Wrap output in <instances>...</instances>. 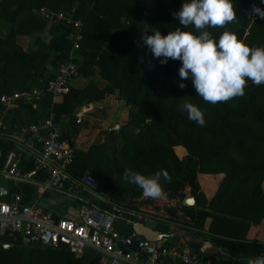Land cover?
Returning <instances> with one entry per match:
<instances>
[{
    "label": "trees",
    "instance_id": "16d2710c",
    "mask_svg": "<svg viewBox=\"0 0 264 264\" xmlns=\"http://www.w3.org/2000/svg\"><path fill=\"white\" fill-rule=\"evenodd\" d=\"M181 5L182 0H0V96L16 90L40 91L27 103L20 100L8 115L12 118L5 117V122L10 125L36 122L52 108L58 120L67 119L72 125L70 131L63 129V136L74 146L72 136L78 131L75 109L92 103L94 108L89 113L99 112L97 117H107V111L99 106L107 96L114 95L128 108V119L118 131L107 132L109 137L103 142L97 141L86 151L76 149L69 172L75 177L90 174L103 191H108L109 199L119 203L126 199L127 193L135 197L141 189L123 177L118 185L114 184L115 171L124 176L126 168L145 175L166 170L171 179L161 180L173 188L168 197L176 198L188 185L196 205L201 204L199 209L183 208L193 220L196 229L191 231L193 235L204 237L202 230L208 217L227 219L234 227L246 231L264 220V84L257 86L248 81L243 96L216 104L195 94L190 78L184 81L186 87L180 88L182 62L169 59L161 64L141 37L145 27L160 29L165 35L183 28L173 16ZM254 5L264 8L261 0H235L236 19L209 31L219 39L228 30L250 46H264V19L251 12ZM41 9L74 10L73 18L83 22L78 50L72 48V25L64 22H53L49 28L51 40L44 42L39 38L33 51L18 44L19 35L45 29L47 20L37 13ZM71 56H75L74 62L79 65L78 76L88 83L82 88L71 85L68 93L54 96L48 83L56 77L60 64ZM95 76L105 84L94 80ZM185 101L203 110L206 121L203 126L181 111ZM136 129L140 130L138 135ZM110 138L119 140L118 144H110ZM108 161L112 164H107ZM199 174L218 177L211 201L201 192ZM176 176L182 180L174 179ZM24 187L28 192L35 188L28 184ZM81 194L84 196L86 191ZM218 199L220 207L213 203ZM88 205L111 208L109 203L95 199ZM168 211L174 215L172 209ZM117 228L124 235L133 231L132 225L122 223H117ZM159 229L167 230V226ZM232 235L239 241L211 240L236 258L251 259L264 253L261 241L248 242L244 235ZM173 239L178 237L175 235ZM188 244L199 252V245ZM0 264L101 263L99 255L91 252L76 256L66 248L16 242L8 248L0 243Z\"/></svg>",
    "mask_w": 264,
    "mask_h": 264
},
{
    "label": "built area",
    "instance_id": "2783aa9c",
    "mask_svg": "<svg viewBox=\"0 0 264 264\" xmlns=\"http://www.w3.org/2000/svg\"><path fill=\"white\" fill-rule=\"evenodd\" d=\"M73 12H52L47 9L37 13L47 24L64 22L72 25L70 35L72 48L78 50L82 38L83 22L73 18ZM254 18V15L252 16ZM75 56L60 64L56 77L49 81L48 90L54 95L70 91L72 80L78 76ZM40 91H14L0 96V178L11 182V189L0 197V243L12 246L16 242L25 245L38 244L43 247L66 248L76 256L86 252L99 255L101 264H214L210 255L196 252L183 238L173 239L166 235L157 241L142 238L141 246L133 249L126 245L136 233L124 235L117 223L134 225L148 224L159 215L144 210L137 204L113 203L111 209L94 205L67 206L61 212L41 209L40 196L26 199L17 191L19 184L37 186L43 195L70 192L78 186H94V178L86 173L74 177L69 167L75 159L76 149L63 136L62 122L50 109L47 116L36 122L10 125L5 122L18 102L31 101ZM94 108L92 103L77 107L75 122L81 123L85 114ZM118 124L109 130H119ZM31 162L30 168L27 164ZM8 239L2 242L1 239Z\"/></svg>",
    "mask_w": 264,
    "mask_h": 264
},
{
    "label": "clouds",
    "instance_id": "9594fccd",
    "mask_svg": "<svg viewBox=\"0 0 264 264\" xmlns=\"http://www.w3.org/2000/svg\"><path fill=\"white\" fill-rule=\"evenodd\" d=\"M234 4L235 0H182L173 16L183 28L166 35L160 29L143 28L141 39L154 58L161 64L169 59L182 62L178 86L185 88L184 81L190 78L195 94L211 104L243 96L248 81L257 86L264 84V46H250L228 30L219 39L209 31L236 19ZM251 12L264 19V8L254 5ZM181 111L201 126L206 123L203 110L192 102L185 101ZM139 131L136 129L135 134ZM124 176L142 189L145 198L153 199L163 193L161 178L171 179L166 170L145 175L126 168ZM248 264H264V253L249 259Z\"/></svg>",
    "mask_w": 264,
    "mask_h": 264
},
{
    "label": "crops",
    "instance_id": "0c3cea01",
    "mask_svg": "<svg viewBox=\"0 0 264 264\" xmlns=\"http://www.w3.org/2000/svg\"><path fill=\"white\" fill-rule=\"evenodd\" d=\"M49 28H50V25L48 24V25H46L45 29L42 32H35L31 35H19L17 38L18 39L17 42L25 50L33 51V50L37 49L36 41L39 38L44 42H49L51 40L53 35L49 32ZM87 83H88V80L82 76H77L72 80V86H74V87L82 88ZM111 97H113V95H109L106 98L108 99ZM114 100H116L115 97H114ZM103 102H101V103H103ZM99 107L102 108L103 106H99ZM104 107H106V106H104ZM108 108L106 110H108ZM107 113H108V116L103 117V118L97 117V115L99 116V114H101L99 112H98V114L96 113V115H94L93 113L92 114L87 113L88 118H86V119H84L86 114L84 115L82 122L78 123V126H83L80 128L81 131H77V133L72 136V139L74 141L73 147L75 149H78V144H80V142L82 140L86 141L89 137V135L85 134L86 127H87V125H89V124H87V121L89 119H90L89 122H91V121L93 122V120L98 119L97 120L98 123H102V121H103L104 125L107 124L108 127L105 126V128L102 129V130H104L105 136H106L107 132L118 131V130H109V128H111L113 125L118 124L121 128V126L128 119V111L127 112L121 111V114L119 117H117L118 115L115 114V112L110 113L107 111ZM61 122H62L63 129L66 128V130H68V131H70L72 129V125L69 124L67 119H62ZM85 124H87V125H85ZM103 141H104V139H103ZM27 166H28L27 169L31 167V165H28V164H27ZM197 178H198V182H199L201 192H203L207 201H211V199L216 194L218 177L217 178H210L209 176L199 174L197 176ZM24 184L25 183L19 184L17 191L20 192L22 195H24L26 199H29L31 197H38V195H39L40 196L39 203H42L41 205H39V207L43 210L50 208L54 212H61L67 206H74V205H81V204H87L88 205L94 199L96 201L105 202L107 204L109 203L111 205V207H112L111 202L116 203L112 199H109V196H107L108 194L106 193V191H103V187L99 186V184H97V183H96V187H94V186H88V187L78 186L77 188H73L70 192L63 190L62 192H59V193L53 192L52 194L48 192L46 195H43L42 191L37 186H35L34 190H32L31 192H28L25 190L26 188L24 187ZM28 186H33V185L28 184ZM188 187L184 190L183 195H181L178 198L166 197L165 201L168 203L167 204L168 208H167L166 212H156L159 215H157L156 218H154L150 221V223L153 222L152 225H149L146 223H144V225L150 227L152 230H157L160 233L168 234V235L170 234V236L172 233L174 234V236L175 235L177 236V233L181 230H185L187 233H190V234H192L191 231H193V232L196 231V229L193 227V220L189 216L186 215L185 211H183L184 210L183 208H189V207L194 206L195 208L198 207L197 209H199L201 204L196 205V201H195L194 205L186 206L183 204V200L190 198L192 195V192L190 193L191 187L190 186H188ZM262 188L264 191V180L262 182ZM10 189H11V182H10V187H9L8 191ZM82 191H86V194L84 196L81 194ZM79 200L81 202H79ZM119 203L128 204V203H123V202H119ZM213 203H214V206L220 207L218 203L217 204H216V202H213ZM177 204H179V205L177 206ZM176 206L178 207V210H174V209H177ZM171 207H174V209ZM141 208L144 210H148V208H144L143 206H141ZM168 209H172L173 211H176V212H174V213H176V215H179V216L183 215L184 219L178 220V217L173 215L172 213L170 214ZM206 210H208V209L206 208ZM218 214H220V213H218ZM162 225L167 226L166 231H162L161 229H159V227H161ZM244 229L245 228H238V227L236 228L233 226L232 223H230L227 226L220 227L219 222H217L216 220H212V219H210V217H208V218H206L204 228L202 230V232L204 233V237H202V238L209 240L212 243H214L211 240L212 238H221V239H226L228 241H239V239L233 238L232 234L235 233L237 235H244L246 238L245 240L248 242H253V240H256V241L259 240L261 242H264V220L261 221V223L258 225L249 226L246 229V231ZM133 231H134V228H133ZM224 232H226L227 235L224 234ZM194 236H196V235H194ZM198 237H201V236H198ZM215 245L218 247H221L220 245H217V244H215ZM221 249L223 251L222 254L219 253V254H214V255L209 256L211 258V261L214 264H236V262H237V264H239V263L248 264L249 259H247L245 257L236 258L235 256L231 255V253L229 252L228 249H224L223 247H221ZM199 252H200V245H199Z\"/></svg>",
    "mask_w": 264,
    "mask_h": 264
},
{
    "label": "rangeland",
    "instance_id": "374dc122",
    "mask_svg": "<svg viewBox=\"0 0 264 264\" xmlns=\"http://www.w3.org/2000/svg\"><path fill=\"white\" fill-rule=\"evenodd\" d=\"M107 40H108V35L105 36V39H104L105 43L107 42ZM94 80H100L99 83L105 84V82L102 81L99 76H97V77L95 76V79ZM114 97L115 96L113 95V97H111V98L104 99L105 101L103 103H101V106H103L102 109L104 111H108L110 113L111 112H115V114L118 115L117 117H119L120 114H121V111L122 112H124V111L127 112L128 108L125 105H123L122 102L117 97H115L116 100H114ZM104 106H106V107H104ZM107 108H108V110H106ZM87 115L88 114H86V116L84 117V119L88 118ZM89 120L87 121V124H89V125L85 124V125H87L85 134L89 135V137H88V139L86 141L85 140H82L80 142V144H78V149H80V150H85L86 151L92 145H94L97 141H101L102 142L103 139H106L107 136L109 137L108 134L105 136L104 135V130H102V129L105 128V126H107V124L104 125L103 124V121H102V123H98V121H97L98 119L97 120H93V122L92 121L89 122ZM77 127H78L77 130L78 131H81L80 128L83 127V126H77ZM109 141H110V144H112L113 142H115V144H118V141L119 140H115L114 141L113 138H110ZM92 156H94V155H92ZM107 164H112V162L111 161H108ZM122 177L124 179H126L118 171H115L113 173V182H114V184L118 185L119 184V181L121 180ZM174 179L182 180V178L179 177V176H176V178H174ZM161 183L163 185V193H162V195L159 198H156V199H153V198H145L142 195V189H141L140 194H138L135 197L133 195H131V193H127L128 195H127L126 199L123 201V203H129V204H134L135 203V204H138L139 206H143L144 208H148L149 211H153V212H166V210L168 208V206H167L168 203L165 201V199H166V197H168L167 193L170 192V190H172L173 188L170 187L171 186V185H169L170 183L169 184H166L162 180H161ZM187 187H188V185H186V187L184 189H182L181 191H179L178 196L176 198H178L181 195H183L184 190ZM105 191H106V193H108L107 190H105ZM190 193H191V190H190ZM219 202L220 201L218 199L217 200V203H219ZM219 204L222 205L221 203H219ZM178 205L179 204H177V206ZM171 208L174 209V207H171ZM174 210H178V207H177V209H174ZM183 211H185V209ZM174 212H176V211H174ZM174 215L178 217V220L184 219L183 215H180L179 216V215H176V213H174ZM210 219L216 220L217 222H219L220 227L227 226V225L230 224L229 220H227V219H221V218H218V217H216V218L210 217ZM152 223L153 222H151V223L149 222L148 224L149 225H152ZM161 230L162 231H166L165 229H161ZM1 241L2 242H7L8 239L2 238Z\"/></svg>",
    "mask_w": 264,
    "mask_h": 264
},
{
    "label": "water",
    "instance_id": "95a60500",
    "mask_svg": "<svg viewBox=\"0 0 264 264\" xmlns=\"http://www.w3.org/2000/svg\"><path fill=\"white\" fill-rule=\"evenodd\" d=\"M9 187H10V182L0 178V197H3L8 193ZM195 201H196L195 197L191 195L190 198L183 200V204L186 206L194 205ZM133 228L136 233V236L132 239L126 240V245H128L133 249H137L141 246L142 238H145L150 241H157L163 236L168 235V234L160 233L157 230H152L150 227L145 226L140 222L134 223ZM171 236H174V234L172 233ZM177 236L183 238L188 243L193 242L195 244L200 245V252L204 254L214 255L219 253L222 254L223 252L221 247L216 246L211 241L206 240L202 237L194 236L190 233H187L185 230L179 231L177 233ZM4 246L6 248L10 247V245H4Z\"/></svg>",
    "mask_w": 264,
    "mask_h": 264
}]
</instances>
